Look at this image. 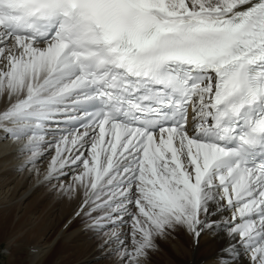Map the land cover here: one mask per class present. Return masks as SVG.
<instances>
[{"label":"snow or ice","instance_id":"1","mask_svg":"<svg viewBox=\"0 0 264 264\" xmlns=\"http://www.w3.org/2000/svg\"><path fill=\"white\" fill-rule=\"evenodd\" d=\"M0 62L5 138L71 126L49 174L127 217V264L217 228L264 264V0H0Z\"/></svg>","mask_w":264,"mask_h":264},{"label":"bare ground","instance_id":"2","mask_svg":"<svg viewBox=\"0 0 264 264\" xmlns=\"http://www.w3.org/2000/svg\"><path fill=\"white\" fill-rule=\"evenodd\" d=\"M0 67H3L2 62H0ZM7 104L6 94L5 96H0V110L6 108ZM3 134L2 123H0V234L2 233L1 228L4 226V223L11 226L15 220H22L20 225L23 226L24 230H27L37 222L39 216L36 217L35 209L37 208L39 198H35L30 206L27 204L28 197L36 190L46 186V192L54 190L64 193L66 191L61 186H66L71 183L67 176L49 174V163L55 155V145H49L44 142L41 148L42 155L35 162H30L29 157L31 154L25 149L27 139L18 141L6 140L2 138ZM65 171L69 170L65 169ZM83 199L82 193H78L69 195L62 201L61 215L62 219H66V223L70 222L73 218V214L80 204L83 203ZM75 201L77 203L74 206ZM72 208L76 210L74 212L72 210L71 212ZM13 209L18 210L14 215L11 214ZM85 211H89V209L84 208L80 212ZM91 214L93 215H88V218H90L89 221L84 226L82 225V230L87 228L90 229V233L93 232V235L99 233L101 235V230H103L101 223L107 220H102L97 224L95 221L99 218V214L98 216H96V212H92ZM229 215V212L224 213L225 217ZM125 223H127V226L109 227L110 230L103 240H96V242L91 240L88 243L77 245L76 247L70 245V242H72L71 238L75 234L71 232V234H61L60 242L65 250L62 251V254L71 258L70 253H68L71 251H67V249L78 250L81 246H84L82 249H85V253H83V256H81L82 259L79 262L76 261L77 264H88L92 261L102 262V259L114 254L121 248L120 241L126 243L131 239V236L128 239V227L130 226H128L127 219H125ZM62 229H64V226ZM77 232H82L81 228L78 231H74L76 234ZM114 232L119 236V239L113 235ZM49 233L50 230L48 229L46 235L36 238L32 246L26 247L27 250H25L29 256L28 264H41L43 262L44 257L48 254L57 238L55 237L51 242L46 240ZM29 236L31 237V233ZM15 239L16 237H9L7 239L8 245L12 244ZM156 242H159V248L152 253H156V257L160 258L164 264H251L249 255L239 243L235 244L237 255L225 252L229 241L226 236V230L222 228L204 233L198 245H194L192 237L182 229H178L176 233L168 236L166 239H158ZM57 258L61 261L64 256ZM114 261L112 264H121L118 260L116 262Z\"/></svg>","mask_w":264,"mask_h":264},{"label":"rangeland","instance_id":"3","mask_svg":"<svg viewBox=\"0 0 264 264\" xmlns=\"http://www.w3.org/2000/svg\"><path fill=\"white\" fill-rule=\"evenodd\" d=\"M35 192L28 197L27 204L30 206L31 202H33L35 198H39L37 208L35 209L36 217L39 216V218H37V222L27 230H24L23 226L20 225L22 220H15L11 226L5 223L3 224L4 226L1 228L2 233L0 234V264H28L29 256L26 252V247L32 246L36 241V238L46 235L48 229L50 230V233L46 237V240L51 242L53 239H55V237L57 238L55 240L54 245L49 250L48 254L44 257L43 262L41 264H77V262L82 259L81 256H83V253H85V249H82L84 248V246H81V248L78 250L67 249V251H71L68 252L70 253L71 258L69 256H66L65 254H62V251L65 250L64 246H61V234H75L71 238L72 242H70V245L76 247L77 245L88 243L91 240L93 242H96V240H103L109 232L110 229H108L106 233L101 232V235L100 233L97 235H93V232H89L90 229L86 228L85 230H82V227L90 219L88 218V216L86 219H82V216L85 215L84 213L88 214L89 211L80 212L75 219L72 218L70 222L66 223V219H62L61 204L62 201H64L69 196L67 192L61 193L56 192L54 190L51 192H46V186L36 190ZM76 203L77 201H75L74 206L76 205ZM72 210L73 208L71 209V212ZM75 210L76 209H74L73 212ZM17 212L18 210L13 209L11 214L14 215ZM98 214L100 215L102 213L96 212V216H98ZM91 215L93 214H90L89 216ZM63 226L64 229H62ZM128 226H130L129 223ZM80 228L82 232H77V234L74 233V231H78ZM30 233L31 237L29 236ZM11 236L16 237V239L12 244L8 245L7 239H9V237ZM129 238L130 235L128 239ZM157 244H159V242ZM125 245L130 248L131 239H129V241L126 242ZM120 251L121 248H119L114 254H111L105 259H102V262L92 261L88 264H112L114 260V262L118 260L121 264H127V260L121 258ZM152 252L154 251H151L149 253L147 259L144 260L145 262L142 261V264H164L160 258L156 257V253L154 254ZM61 256H64V258H62V260L60 261L57 257L61 258Z\"/></svg>","mask_w":264,"mask_h":264}]
</instances>
